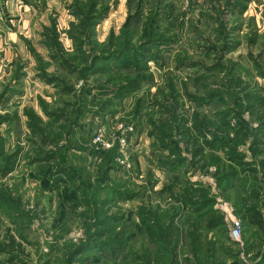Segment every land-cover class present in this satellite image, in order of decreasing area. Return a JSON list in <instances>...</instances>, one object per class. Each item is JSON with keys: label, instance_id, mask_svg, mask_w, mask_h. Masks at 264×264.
Wrapping results in <instances>:
<instances>
[{"label": "rangeland", "instance_id": "374dc122", "mask_svg": "<svg viewBox=\"0 0 264 264\" xmlns=\"http://www.w3.org/2000/svg\"><path fill=\"white\" fill-rule=\"evenodd\" d=\"M139 1L0 0V240L19 244L0 250V264H264V0H142L147 23L160 3L155 26L169 29L170 45L141 63L149 70L137 93L112 100L93 91L96 105L74 113L86 80L72 67L89 65L130 23L141 26ZM78 12H93L89 24L103 18L91 30ZM106 80L87 86L110 88ZM138 99L145 110L136 115ZM167 111L174 130L161 135L174 138L161 144L150 124ZM237 133L241 166L228 159ZM114 146L106 168L102 155ZM163 160L183 162L171 170ZM47 166L43 183L37 170ZM190 189L189 204L177 199ZM169 224L180 232L174 247L156 236Z\"/></svg>", "mask_w": 264, "mask_h": 264}, {"label": "trees", "instance_id": "16d2710c", "mask_svg": "<svg viewBox=\"0 0 264 264\" xmlns=\"http://www.w3.org/2000/svg\"><path fill=\"white\" fill-rule=\"evenodd\" d=\"M140 5H137V17H139L141 19V22L144 21L141 26H136L135 28L137 29V31L139 29H141L140 32H137L136 29L134 28L133 31L128 30L131 27V23L129 25V27L126 30L121 31L120 34L123 35V33H129L128 34V38L125 39L124 41H122L121 36L119 35L118 38H114V42L115 44H102L100 47H102V53H100L99 55H91L92 59L90 64H81V67H72L73 71L78 72V74L81 75L82 78H84L86 81V85L82 86L81 89L79 90V93L77 94V99H76V103L75 105H73L75 108H73V112L74 113H82L83 110H86V108L90 107V106H94L96 105V102L94 101V97L93 96H98L100 98L102 97H107L109 99L112 100H122L125 97H128L134 93H137L143 86L142 82L144 81L143 78L141 77L140 73L141 72H146L149 70V68H143L140 67L141 63L144 60H154L158 57V53H159V49L161 48H167L173 37H169L166 36V33H169V29L166 30V33L160 31L157 29V25L158 21H157V17L161 16V13L163 12L162 8L159 6L160 3L157 2L156 5V9L160 11V15H157V13H153L151 16H153L150 21L147 23V21L149 19H144L142 20V14L141 12L139 13V11L141 10V4H142V0L139 1ZM240 4L239 2L237 3V5ZM230 7L236 8V5L229 3ZM96 8V5L93 3L90 5L89 9L90 11ZM243 6L239 5V7L237 8V10L239 11L240 9H242ZM158 12V11H155ZM93 12L90 13H86L84 14L83 12H81L78 15H80V17L78 16V18L81 19H85L87 22L83 21V24L86 23V25L88 27H90V29L92 30L94 28V26L97 24L98 21H100L103 18V15H101L100 17L95 18V22H93L92 24H89V20H92V16L90 14H92ZM90 15V16H89ZM94 16V14H93ZM94 20V18H93ZM85 26V27H87ZM219 31H222L221 34L223 33V29L222 27L219 29ZM135 35H139L142 38H144V41H139V43L137 44L136 47H134L132 45V43L135 41L134 37ZM225 35V34H224ZM138 40V39H137ZM156 57V58H155ZM70 68V67H68ZM71 69V70H72ZM122 72H125V74H123ZM106 77L108 78V80H106V83H110L111 87L108 88L105 86L104 83H98L97 85L94 86H87V81L89 79H91L92 77ZM97 82V81H96ZM71 92L73 93H77L76 90L74 88H70ZM96 91L94 93L93 96H91V92ZM5 94V93H4ZM0 95V108L2 107V104L4 103V101H2L3 95ZM81 96V98H79ZM91 97V99H89ZM248 100L250 99V97H246ZM111 103V102H110ZM148 103H151L150 101H148ZM262 103V99L259 101V104ZM109 103L103 101L99 104L98 109L101 111L105 110V108L108 106ZM151 105V104H150ZM263 105V104H260ZM153 106V104L151 105V107ZM147 107V106H146ZM85 108V109H84ZM250 108H253V106L250 105ZM145 110V105H144V101L141 99L137 100V104L135 107V113L136 115H138L139 113H142V111ZM247 112H252L251 109H248ZM167 119H165V121L158 125V124H150V128L152 130V135L155 134V136L157 137V139H159V142L161 144H164L165 141L167 140H171L172 138H174V135H166V137H163L162 131L167 130L168 132H171L174 130L173 125L171 126V111H167ZM105 115V114H104ZM55 114H54V118H55ZM51 117V116H49ZM143 117V115H142ZM160 118V117H159ZM158 118V119H159ZM3 119V117L0 115V120ZM160 120V119H159ZM238 121H239V125H241V127L246 126L248 129V124L247 122H245L244 120L241 119L240 115L238 116ZM157 123V121L155 122ZM140 124V123H139ZM179 126L176 127V129L178 130ZM244 129V128H243ZM159 135V136H157ZM154 136V137H155ZM239 133H237L234 138H233V148H232V154L234 153L235 155H233L234 157L228 158L229 162H232L238 166H241V162L240 160L237 158V156H240L241 154H237V150L236 147L241 144V139L238 138ZM244 137V136H243ZM236 140V144L234 143ZM42 143H45V141H42ZM50 143V142H49ZM52 143V142H51ZM118 145V144H117ZM116 145V146H117ZM175 145L176 144H169L168 145H164L165 147L169 148V149H175ZM172 154H174L172 152ZM118 153H117V147L114 146L113 149L104 152L102 157H107L104 161V167H106L108 164L112 163V159L114 157H117ZM52 157H55L53 153L49 154L48 158L44 159L45 164H49L46 163V161L50 160ZM111 157V158H109ZM169 157H167L166 160H168ZM164 165V167L166 169H171V170H177L179 169L178 167L180 165H182V161H173V162H169L167 163V161L163 160L162 161ZM114 164V163H113ZM110 166L108 167V170L110 169ZM48 168L46 169L45 167H38V172L37 175L39 177V181L43 182V183H47L48 177L51 175V171H52V167L47 166ZM107 168V167H106ZM6 173L9 172L10 170L7 168L6 169ZM63 169L59 170V172H62ZM59 178H56V180H54V183L56 184V182L58 181ZM254 181H257V179H254ZM262 189V186L258 185L257 189H254V191L252 192V194H255V192H257V194L255 195V198H257L258 196V192ZM50 190H57L56 189V185L53 187H50L48 189ZM164 190H166V188H164ZM191 191V192H190ZM190 192V193H189ZM196 190L194 189H190L188 191H186V193L180 197H178L177 199H182L184 201L185 204H189L190 199L193 198L192 196L195 195ZM70 195V193H68ZM75 193H72L70 196H66L63 197V199L65 201H68V199L70 198H74ZM121 196V195H120ZM123 197V194L121 196V198ZM194 202V201H192ZM204 201V204L206 205L208 202ZM251 212V211H250ZM210 226H214L216 225L215 222L211 221L209 222ZM169 228L167 230H165L164 232H161V235H159L157 233V237L160 238L159 242H164L166 243V245L168 246H173L174 247V241L178 236L179 230L174 227L173 224H169ZM179 228V227H178ZM161 230V229H159ZM162 231V230H161ZM153 236L150 235V239ZM199 237H196L194 240L192 241H196L198 240ZM157 241V239H156ZM196 243V242H195ZM19 244L16 243L15 239L11 236L8 235H4L2 237V239L0 240V250L4 249L6 253H11L14 251L15 248L18 247ZM78 252H82V250H79ZM176 257H173V259L171 260L170 264H176Z\"/></svg>", "mask_w": 264, "mask_h": 264}, {"label": "built area", "instance_id": "2783aa9c", "mask_svg": "<svg viewBox=\"0 0 264 264\" xmlns=\"http://www.w3.org/2000/svg\"><path fill=\"white\" fill-rule=\"evenodd\" d=\"M119 142L121 143L122 140H121V141L119 140ZM94 143L99 144V145L101 146L102 149H105V148H106V149H110V148H112V146H113V144L111 145V144H109L108 142L103 141V140L101 139L100 135H97V136L95 137V139H94ZM240 233H241V231H240V225H239L238 222H235V223L233 224V226H232V230H231L232 238L237 239V238L240 236Z\"/></svg>", "mask_w": 264, "mask_h": 264}]
</instances>
